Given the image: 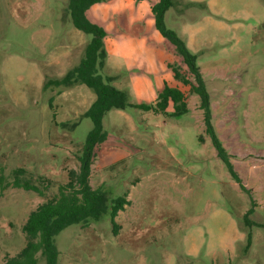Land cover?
<instances>
[{
	"label": "rangeland",
	"instance_id": "1",
	"mask_svg": "<svg viewBox=\"0 0 264 264\" xmlns=\"http://www.w3.org/2000/svg\"><path fill=\"white\" fill-rule=\"evenodd\" d=\"M157 1L105 0L88 9L107 31L99 71L134 104L156 106L165 83L178 87L187 112L174 115L172 102L159 112H107L90 182L129 203L118 233L108 217L61 230L57 264H264V0H174L165 13L197 55L215 133L246 189L219 155L199 94L174 77L177 67L194 80L155 27ZM91 37L73 24L69 0H0V176L10 183L23 168L41 190L0 186V264L26 245L30 212L79 170L96 92L47 82L81 62Z\"/></svg>",
	"mask_w": 264,
	"mask_h": 264
},
{
	"label": "trees",
	"instance_id": "2",
	"mask_svg": "<svg viewBox=\"0 0 264 264\" xmlns=\"http://www.w3.org/2000/svg\"><path fill=\"white\" fill-rule=\"evenodd\" d=\"M102 1L105 0H69V10L73 24L76 28L91 34L92 37L86 46L85 55L81 62L62 78L50 79L47 82V85L54 86L80 82L93 88L96 92V99L86 112L87 116L92 119L94 126L86 137L80 155L79 170L71 169L68 181L59 184L58 193L30 212L23 227L28 241L16 256L7 260L6 264H37L39 252L45 254L47 264H57L60 251L56 244V236L61 230L72 224L88 220L99 221L108 217L113 223L114 232L118 233L117 216L119 211L123 210L125 205L129 203V200L124 195L112 198L108 191L100 187L94 188L90 182L95 155L94 149L104 139L103 119L110 109L135 106L142 109H154L159 112L160 110L165 111L172 102L174 115L187 112V95L178 87L165 83L164 88L159 93L156 106L147 103L134 104L130 101L128 90L118 88L111 82L110 78H105L100 73L99 68L104 65L108 54L105 47L107 31L102 25L91 20L87 15V11L94 4ZM173 5L174 0H158L152 5L151 10L154 15L155 27L178 48L191 74L194 76V80L182 73L177 67L173 68L174 77L183 84L189 85L193 92L199 94L202 101L201 106L205 109L207 128L213 136L219 155L226 162L240 186L245 188L242 179L234 169L228 152L225 151L221 140L215 133L212 123L210 93L197 64V55L192 53L184 39L165 23V13ZM23 173V168L15 169L13 181L7 184L3 183L4 176L1 175V189L4 190L12 184L14 187L41 192L39 187L33 184L30 179L23 177ZM43 178L50 184V180ZM250 212L251 210L245 216L247 217ZM247 221L251 223V221ZM251 239L252 235L249 232L248 245L251 243Z\"/></svg>",
	"mask_w": 264,
	"mask_h": 264
}]
</instances>
